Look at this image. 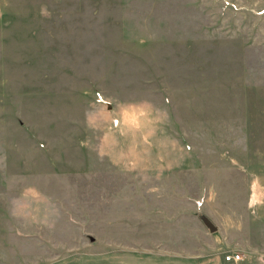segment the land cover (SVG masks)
I'll return each instance as SVG.
<instances>
[{"label":"rangeland","instance_id":"rangeland-1","mask_svg":"<svg viewBox=\"0 0 264 264\" xmlns=\"http://www.w3.org/2000/svg\"><path fill=\"white\" fill-rule=\"evenodd\" d=\"M132 247L264 264V0H0V264Z\"/></svg>","mask_w":264,"mask_h":264},{"label":"crops","instance_id":"crops-1","mask_svg":"<svg viewBox=\"0 0 264 264\" xmlns=\"http://www.w3.org/2000/svg\"><path fill=\"white\" fill-rule=\"evenodd\" d=\"M135 248L79 252L56 260L52 264H238L234 262L225 263L220 255L199 260L184 258L181 254L143 251Z\"/></svg>","mask_w":264,"mask_h":264},{"label":"built area","instance_id":"built-area-1","mask_svg":"<svg viewBox=\"0 0 264 264\" xmlns=\"http://www.w3.org/2000/svg\"><path fill=\"white\" fill-rule=\"evenodd\" d=\"M241 256L239 254H230V255H227L225 258H224V261L225 262H238L240 260Z\"/></svg>","mask_w":264,"mask_h":264}]
</instances>
